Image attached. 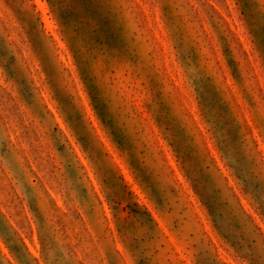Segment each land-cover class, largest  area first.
<instances>
[{
	"label": "rangeland",
	"instance_id": "obj_1",
	"mask_svg": "<svg viewBox=\"0 0 264 264\" xmlns=\"http://www.w3.org/2000/svg\"><path fill=\"white\" fill-rule=\"evenodd\" d=\"M0 264H264V0H0Z\"/></svg>",
	"mask_w": 264,
	"mask_h": 264
}]
</instances>
